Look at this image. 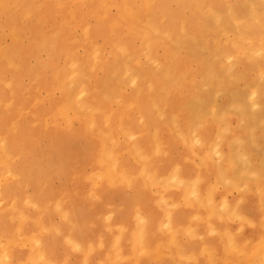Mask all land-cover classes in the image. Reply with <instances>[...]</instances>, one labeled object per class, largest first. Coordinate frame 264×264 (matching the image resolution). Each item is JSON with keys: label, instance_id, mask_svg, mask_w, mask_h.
I'll return each mask as SVG.
<instances>
[{"label": "rangeland", "instance_id": "obj_1", "mask_svg": "<svg viewBox=\"0 0 264 264\" xmlns=\"http://www.w3.org/2000/svg\"><path fill=\"white\" fill-rule=\"evenodd\" d=\"M1 164L24 264H264V0L0 4Z\"/></svg>", "mask_w": 264, "mask_h": 264}, {"label": "bare ground", "instance_id": "obj_2", "mask_svg": "<svg viewBox=\"0 0 264 264\" xmlns=\"http://www.w3.org/2000/svg\"><path fill=\"white\" fill-rule=\"evenodd\" d=\"M0 4L1 5H4L7 0H0ZM150 8H154L151 4H150ZM16 52V51H15ZM22 67V66H21ZM18 166V165H17ZM16 165L15 166H10V169L8 170L7 173H11V174H14V176L16 175H22L24 174L23 172V167L22 166H18L17 167ZM5 168V166L3 164L0 165V178H1V174H2V171L3 169ZM175 179L179 180V181H182L184 178H183V175H182V172H177L176 173V176H175ZM28 180L26 179V177L23 176V179H21L19 182H18V185H11L9 182H3L1 179H0V190H3L4 192V195L6 196V198H11V197H19L21 196L22 194V190L23 188H25L27 186V183ZM196 193L198 195V193H201L200 189L197 187L196 188ZM36 196L37 197H40L39 194L36 192ZM52 197L54 196V194L51 195ZM36 203H38L37 200H34ZM201 203H204V200L201 199L199 200ZM40 204H43L42 202ZM230 206V212L229 214L230 215H235V216H239V212H238V206H235V208H233L231 205ZM142 214V213H141ZM149 215V214H147ZM15 216H20L19 213L15 212V211H9L8 209H3V208H0V234H9L11 232V228H9V226L12 224V222L14 221L15 219ZM121 216H127L125 215L124 213L121 214ZM142 218H144V220H142V228L143 229H148L149 227V223H148V218L149 216H146V215H143L141 216ZM173 217H171V221H173ZM75 225L77 227V229L79 230V236L78 235H72L71 237V240L73 242H75L76 244H79L81 243V239H82V235L86 232V227L84 226V223H81L80 221H76L75 222ZM34 224L31 223H25L23 224L21 227H20V233L21 235L23 234H26L31 232V228L34 229ZM36 228V227H35ZM143 233H146L145 230H143ZM33 237V239H35V241L37 242V245H39L37 248V252H38V256L43 259V260H47L48 263L52 262L53 260H58L59 259V256L57 255L58 250H57V247L50 241H44L36 236H31ZM20 242V241H19ZM259 243V242H258ZM141 244L143 246V244L145 245L144 241L141 240ZM146 246V245H145ZM232 247L234 250L236 251H241L242 253H244L243 249H242V246H241V242H238L237 240L233 239L232 240ZM259 247L261 248L262 251H264V240L259 243ZM7 248V247H6ZM5 248V249H6ZM144 248V246H143ZM147 249V248H145ZM165 252V251H164ZM245 254H247V252L245 251ZM5 258H7V264H13L11 263V259L14 258V259H17V261L15 262L16 264H20V262H23L24 259L26 258V255L22 254L21 252V248H19V244H16V245H13V243L11 242V248H8L6 249L5 253L3 254ZM249 258L248 259H256V255H252V254H249ZM15 261V260H14ZM0 264H1V261H0Z\"/></svg>", "mask_w": 264, "mask_h": 264}, {"label": "crops", "instance_id": "obj_3", "mask_svg": "<svg viewBox=\"0 0 264 264\" xmlns=\"http://www.w3.org/2000/svg\"><path fill=\"white\" fill-rule=\"evenodd\" d=\"M23 224H25V223H22V218H21V216H15L14 221H13L12 224L9 226V228H11V232H10L9 234H7V235L1 233V234H0V238H1V240H7V239L11 238V239H12V243H13V245L19 244V248H21V252H22V254L26 255V252H25L24 249H22V246H21L20 242H19V241H15V240L13 239L14 237H18V235H20V227H21ZM34 226H35V225H34ZM35 227H36V226H35ZM35 227H34V229H36ZM31 229H32V228H31ZM5 238H7V239H5ZM3 254H4V253H3V250H2V248H0V261H1V264H7V263L5 262V257H4ZM14 260H15V261H14ZM25 260H26V258L24 259L23 262H20V264H24ZM16 261H17V259H14V258H13L12 263H13V264H16V263H15Z\"/></svg>", "mask_w": 264, "mask_h": 264}]
</instances>
